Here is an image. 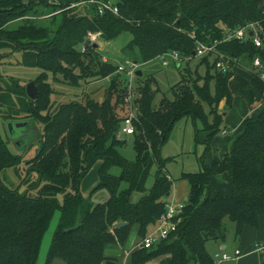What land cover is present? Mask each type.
<instances>
[{"label": "trees", "instance_id": "16d2710c", "mask_svg": "<svg viewBox=\"0 0 264 264\" xmlns=\"http://www.w3.org/2000/svg\"><path fill=\"white\" fill-rule=\"evenodd\" d=\"M114 5L117 14H99L96 5L52 6L49 18L61 19L54 30H48L34 25L39 14L32 0L28 4L0 0V68L8 56L20 53L21 66L41 71L34 80L38 89L35 100H30L25 88L13 79L7 81L0 75V112L7 114L2 115L7 120H18L22 115L25 122L42 125L37 153L24 161L25 173L19 170L22 157L12 154L0 136V174L14 168L20 177L14 188L0 177V264H37L41 242L55 212L59 217L44 264L54 260L104 264L108 246L123 247L131 231L143 239L165 212L173 181L164 172L167 160L161 159L160 150L175 122L183 118L200 122L201 129L196 132L207 134L200 141L195 133V141L205 146L206 153L214 150L211 141L220 132L221 100L228 108L234 97L242 98L248 107L264 101V85L256 76L230 69L221 72L216 70L214 58L212 62L210 56L201 58L199 64L206 66L204 81L213 80V92L208 83L196 85L198 76L191 80V88L172 89V100L163 98L154 108L157 91L152 92L149 83L143 85L131 135L135 159L128 161L118 151L124 142L117 137L124 116L111 105L112 98L116 97L117 103L122 97L123 91L116 88L119 75L116 67L98 59V48L88 44V34H99L101 41L110 42L127 33L130 40L120 51L138 64L172 51L193 60L197 42H216V52L235 60L230 66L243 70L255 57L264 63V0H114ZM78 7L82 14H77ZM18 20H23V25L7 28ZM251 23H257L261 30L260 48L250 40L222 42L227 31ZM81 47H85L84 52ZM92 65L97 77L112 76L105 99L98 103L87 98L84 104L69 102L48 110L54 93L48 76L55 79L60 75L78 86ZM75 68L79 69L77 75L72 71ZM95 162L100 163L99 183L93 192L109 193L107 201L97 204L82 199L79 193L81 180ZM154 163L157 170L149 193L132 202L133 194L145 191ZM112 167L120 169L118 176L109 174ZM222 174L231 187L226 194L210 185L211 178ZM179 180L186 181L189 190L175 231L151 249L140 251L149 253L133 255L131 263L160 258L159 264H216L205 245L224 243L225 220L235 224L236 239L245 227H257L259 216L264 214V111L243 122L230 151L221 157L214 155L211 163H202L196 173H182ZM122 183L127 188L119 191ZM117 223L126 226L115 229Z\"/></svg>", "mask_w": 264, "mask_h": 264}, {"label": "rangeland", "instance_id": "374dc122", "mask_svg": "<svg viewBox=\"0 0 264 264\" xmlns=\"http://www.w3.org/2000/svg\"><path fill=\"white\" fill-rule=\"evenodd\" d=\"M109 2L114 3V0H109ZM69 7L72 6L69 5ZM80 7H78L79 9L77 10V14H82V10ZM37 13L39 15H37L33 22L37 27L40 26L45 27L48 30H54L60 23V16H57L56 20L49 18V14L52 13V9L47 11L38 10ZM23 23V20H18L16 22L10 23L7 28L9 30H14L23 25ZM129 40L130 36L127 33L119 35L115 40L110 42H103L98 38V43H96L98 48V59L102 61V59L105 58L107 59L106 61L114 67L124 64L125 60L127 59L122 55L120 50L127 44ZM20 59V53H15L4 59V65L0 68V75L7 81L13 79V81L25 88L28 83L34 82V80L40 75L41 71L37 68H25L21 66ZM83 61H86V58H83ZM212 61L213 58L211 57L210 62ZM233 70L238 71L242 75H244L243 73H245V71L239 68H234ZM72 71L73 74L77 75L79 69L75 68ZM89 71L91 72L89 73ZM89 71L86 79L80 80L78 86L70 85L67 80H64L60 75H57L55 79H53V77L49 75L47 78V82L49 83L54 93L50 96L51 103L48 110H55L58 105L69 102H78L84 104L87 98L101 103L106 97V93L110 86V79L112 76L107 78L97 77L96 75H94L97 71L95 65H92ZM138 71L142 73L141 77L136 76L132 81H130L125 75L120 74L116 84L117 91H123L121 93L122 97L128 91L131 92V99L133 101L131 112L134 114L135 123L137 122L138 117L137 101L141 97L140 90L142 89L143 85H146L148 83L151 86L152 92L155 90L157 91L152 102V106L154 108L158 106L163 98L172 100V89H180V87L191 88V80L198 76L200 77V79L196 82V85L202 86L203 84L208 83L210 92H213V80L204 81L206 66L199 64V58H194L193 60L187 59L179 65V68H177L173 63H170L168 66L163 67L161 65V61L156 58L148 63L139 64ZM210 72L212 73V71ZM119 92H117V95L119 94ZM122 97L118 99L117 103L116 97L112 98L111 105L115 106V111L120 117L122 115L125 117L128 114L129 107L124 104ZM263 102L264 101H262L261 103ZM115 103L117 104V106ZM220 105H223L224 109L228 108L225 100H221L219 106ZM2 115L7 117V114H5L4 111L0 112L1 139L7 144V147L12 154L22 157L23 163L20 164L19 170L25 173L27 167L24 166V161L30 160L36 155V150L38 148L37 139L39 133H41L42 125L37 122L31 123L27 121L30 123V125L19 128L18 125L21 124L20 122L26 121V119L22 118V115L18 116L19 121L7 120V118H4ZM9 124L12 125L11 132H9L8 129ZM200 129L201 124L198 121L193 123L190 118H183L181 120H178L177 122H175L172 130L167 136L164 145L160 150L161 159L167 160L164 165V172L173 181L172 194L168 198L169 204L175 205L183 202V195L184 193H186L188 188L185 181L179 180L182 173H196L202 168L203 161V164L208 165L210 163V160L213 159L214 155L219 156L216 150L204 153L205 146L195 141L196 134L199 135V132L197 133L196 130ZM219 130L220 132L218 133V137L223 130L222 124ZM117 137L124 141L118 148L119 153L128 161H133L135 159V152L133 150V137L124 136L119 131L117 133ZM19 140H21V146L18 147L17 142ZM207 154L209 156H206ZM99 166V162H95L91 165L88 173L81 180L79 187L81 198L84 200H88L93 204L104 203L109 198V193L106 190H98L96 192H93L94 188L99 183ZM156 170L157 164L154 163L150 169L149 177L147 178L145 184V191L143 193L133 194L132 202L138 201L142 196H145L149 193V190L151 189L154 182ZM108 172L110 175L118 176L120 173V169L117 167H112ZM0 177L2 182L10 188L16 187L20 181V177L14 174V168H9L2 171ZM220 177L222 176H217V178L213 179V182L211 184L213 188L214 186L216 188H219L218 185H221L220 182H218ZM126 188L127 185L125 183H122L119 187V191L125 190ZM20 191L23 192V188H21ZM178 192L181 193L179 197L177 196ZM217 192L226 193L227 191L217 190ZM57 199L59 203H62L61 196H58ZM58 217L59 213L55 212L41 242L37 264H44L47 249L56 227ZM224 223L226 227L225 242L228 243L227 253H232V250L238 246L237 239L235 238V224L229 222L228 220H225ZM153 231L154 228L150 229L146 236ZM135 233V231H131L129 238L123 247H120L118 244L110 245L107 247L105 257L108 259V261L113 263L118 262V264H133L131 263V258L133 255L136 258L144 255L145 253H149L140 252L141 250L136 249V246L141 239L137 238ZM133 237H136L135 243ZM209 245H215V242L211 241L206 245L207 251L211 254V248L210 251L208 248ZM106 254H108L109 256H107ZM159 261L160 258H152L145 264H159ZM235 263V261H230L223 264ZM53 264L65 263L60 260H55Z\"/></svg>", "mask_w": 264, "mask_h": 264}, {"label": "built area", "instance_id": "2783aa9c", "mask_svg": "<svg viewBox=\"0 0 264 264\" xmlns=\"http://www.w3.org/2000/svg\"><path fill=\"white\" fill-rule=\"evenodd\" d=\"M89 6V5H96L99 14H102L106 11H109L113 14H117V8L115 7L114 3H110L109 0L105 1H95L90 0L88 2L82 4L72 5L74 6ZM252 32L253 35L249 36V33ZM99 34H88L87 41L90 45H95L97 43V39L99 38ZM231 40H237L240 43L246 42L250 40L256 48H260L262 46V39H261V30L257 23L248 24L242 28H238L234 31H227L223 41L227 42ZM216 42L214 44H207L202 42H197L195 49L193 51V58H204L206 56H210L215 59V68L221 72H225L227 70L234 71L236 65L230 66L235 60H230L225 58L224 56L220 55L216 52ZM85 51V47H81V52ZM161 61V65L163 67L168 66L170 63L175 65H180L187 59L181 58V56L175 52H167L163 53L156 57ZM155 58V59H156ZM105 63L107 62L105 58L102 59ZM139 64L135 63L131 60H125V63L116 67V74L125 75L130 81L136 77V73L138 71ZM242 70V69H241ZM248 75L256 76L259 81H261L264 85V63L259 57H255L252 59L249 68L243 69ZM123 102L127 105L128 114L125 116L120 124L119 132L124 136H131L134 134V114L131 112L133 101L131 99V92L128 91L124 97ZM224 134V132H223ZM185 207L184 201L182 203H178L175 205L169 204L168 202L165 204V212L161 215L154 226V231L149 235L145 236L140 242L137 244L136 249L138 250H149L155 245L159 244L160 242L166 240L168 236L175 231L176 224L179 221L180 215ZM257 251L264 249L262 246L256 247ZM241 256L240 251H235L233 256L228 254H216L213 256V260L216 264H223L225 262L235 261Z\"/></svg>", "mask_w": 264, "mask_h": 264}, {"label": "crops", "instance_id": "0c3cea01", "mask_svg": "<svg viewBox=\"0 0 264 264\" xmlns=\"http://www.w3.org/2000/svg\"><path fill=\"white\" fill-rule=\"evenodd\" d=\"M30 0H23L25 4H28ZM90 0H32V2L36 5L35 10L47 11L52 9V6H58L61 4H68V5H76L88 2ZM95 1H105V0H95ZM107 60V59H106ZM264 111V102L255 104L251 107H248L247 104L243 99L240 97H234L231 106L229 108L224 109V106L220 105L218 107V113L223 116L222 126L223 130L220 133V136L216 135L211 141V148L217 151L219 157H221L227 151H230L233 148L234 142L240 131L242 129L243 122L250 117H256L259 113ZM224 132V134H223ZM232 132V133H231ZM231 133V134H230ZM205 132H199L198 138L200 141L205 140L206 137ZM229 134V135H228ZM206 156H209L208 154ZM212 160H210L211 163ZM204 163V161H203ZM209 163V164H210ZM208 164V165H209ZM206 165V164H205ZM220 177L219 181L221 185H218L219 188L212 187L213 179L217 178V176L211 178L210 185L211 187L217 192V190H226L228 193L231 189L229 180L225 174L218 175ZM184 181V180H181ZM186 182V181H185ZM187 183V182H186ZM187 191L183 195V201H185L187 194H188V184H187ZM173 183L171 187L170 195L172 194ZM220 194H226L222 192H218ZM169 195V197H170ZM181 195L180 192L177 193L179 197ZM168 197V198H169ZM169 199H167V202ZM166 202V203H167ZM155 226V225H154ZM154 226H150V229H153ZM134 238V243L136 242V237ZM237 247L234 248L232 253H227L228 250V243L224 241V243L215 242V245H209V251L211 248V254L207 251L206 245L205 249L207 253L213 257L216 254L225 253L230 256H233L235 251H240L241 256L235 260V264H264V249L257 251L256 247L262 246L264 248V214L259 216L258 218V225L257 227H250L247 226L244 228L242 235L239 239H237ZM133 243V244H134ZM107 250L105 251V253ZM109 256L108 254H106ZM55 261V260H54ZM52 262V264L54 263ZM115 264H118L115 263Z\"/></svg>", "mask_w": 264, "mask_h": 264}, {"label": "water", "instance_id": "95a60500", "mask_svg": "<svg viewBox=\"0 0 264 264\" xmlns=\"http://www.w3.org/2000/svg\"><path fill=\"white\" fill-rule=\"evenodd\" d=\"M252 35H253V33L250 32V33H249V36H252ZM94 48H97V45H94ZM192 55H193V53H192ZM176 67L179 68V65H176ZM136 76H137V77H141V76H142V73H141L140 71H137ZM115 80H116V79H115ZM25 92H26L27 97H28L30 100H35V99L37 98V95H38V89H37L35 83H34V82H30V83H28V84L25 86ZM20 123H21V124L18 125L19 128H23V127H25L26 125H30L29 122H20ZM8 129H9V132L12 131V125H11V124L8 125ZM20 142H21V140H19V141L17 142V146H18V147L21 146ZM124 226H126V223H117V224L114 225V228H115V229H119V228H122V227H124ZM104 264H115V263L110 262V261H106Z\"/></svg>", "mask_w": 264, "mask_h": 264}]
</instances>
